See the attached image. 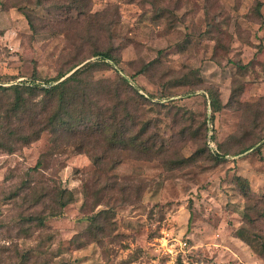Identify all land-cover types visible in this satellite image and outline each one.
<instances>
[{
  "label": "rangeland",
  "instance_id": "1",
  "mask_svg": "<svg viewBox=\"0 0 264 264\" xmlns=\"http://www.w3.org/2000/svg\"><path fill=\"white\" fill-rule=\"evenodd\" d=\"M95 51L134 75L143 98L130 134L149 121L162 153L127 148L96 180L87 153L51 154L49 132L0 149V264H264V0H0V85L56 84ZM98 67L96 78H117ZM85 182L106 193L95 211H116L98 238ZM55 184L75 200L39 224L57 207L42 187Z\"/></svg>",
  "mask_w": 264,
  "mask_h": 264
},
{
  "label": "trees",
  "instance_id": "2",
  "mask_svg": "<svg viewBox=\"0 0 264 264\" xmlns=\"http://www.w3.org/2000/svg\"><path fill=\"white\" fill-rule=\"evenodd\" d=\"M262 6L261 1L256 3V12L260 16ZM26 17L30 28L34 30L33 21L27 12ZM94 55L99 56V61H89L81 66L73 65L68 71L58 74L57 80H62L56 84L46 87L25 82L0 85V149L12 153L17 148L38 141L44 132H49L51 154L67 152L70 148L87 153L96 167V180L109 174L122 162L127 148L138 154L160 155L162 150L156 147V139L145 137L149 121L137 135L130 134L129 126L140 123L137 112L140 99L143 98L138 89L132 90L134 85L131 80L134 75L125 73L110 51H95ZM100 64H107L115 69L117 78H96L95 72ZM33 75L36 76V70ZM210 94L212 108L217 111L219 99L213 91ZM41 165L39 160L33 170L37 171ZM31 188L36 191L37 185ZM90 188L89 182L83 184V208L88 207L91 212L86 215L91 222L88 231L98 238L99 232L105 231L116 211L114 206L95 211L106 193L101 189L92 193ZM107 188L112 189V186ZM48 189L54 193L57 207L48 215L35 217L39 224H44L50 218L63 216L62 210L75 200L72 189L56 184L42 187V190ZM201 253L197 249L189 257L192 259ZM259 253L264 258V247ZM204 260L206 263L210 262L208 259ZM178 264L184 263L179 261Z\"/></svg>",
  "mask_w": 264,
  "mask_h": 264
}]
</instances>
